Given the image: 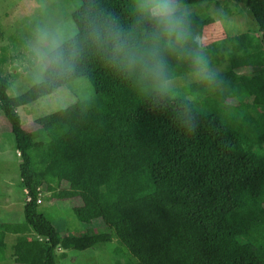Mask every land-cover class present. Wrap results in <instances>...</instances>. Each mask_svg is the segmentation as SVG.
<instances>
[{
    "label": "trees",
    "instance_id": "trees-1",
    "mask_svg": "<svg viewBox=\"0 0 264 264\" xmlns=\"http://www.w3.org/2000/svg\"><path fill=\"white\" fill-rule=\"evenodd\" d=\"M232 1L251 12L258 33L209 44L211 59L219 54L228 62L212 90L191 81L161 98L85 38L86 12L115 17L141 36L151 31L152 22L134 11L136 0H75L71 18L81 53L70 74L9 96L0 70V111L29 197L23 221L0 223V260L7 234H14L15 264H56L59 249L63 256L66 249L113 242L112 252L129 264H264V0ZM192 13L197 33L215 21ZM169 65L174 78L187 75L174 57ZM78 78L92 95L38 117L34 130L23 127L18 107ZM43 191L78 198L76 218L99 219L109 230L61 236L50 213L38 209Z\"/></svg>",
    "mask_w": 264,
    "mask_h": 264
},
{
    "label": "rangeland",
    "instance_id": "rangeland-1",
    "mask_svg": "<svg viewBox=\"0 0 264 264\" xmlns=\"http://www.w3.org/2000/svg\"><path fill=\"white\" fill-rule=\"evenodd\" d=\"M75 0H0V63L1 72L9 81V96H17L25 92L37 80L28 59V42L33 27L41 21L59 22L68 28L75 26L71 13L76 7ZM192 11L200 16L210 14L215 21L206 26L204 33L212 41L243 32L258 33L257 24L251 12L241 3L232 0H219L208 5L204 3L188 4ZM201 8V9H200ZM219 54L212 59L213 63L224 70L227 60ZM193 81L188 75L174 78L173 86ZM93 94L91 85L78 78L70 86H61L50 94L36 101L18 107L22 125L27 130L36 128V119L40 116L66 108L76 101L83 100ZM5 132V133H4ZM0 133L5 134V142H0V223H18L24 220L23 205L26 194L20 185L19 161L14 148V136L3 113H0ZM38 209L50 213L53 224L60 235L82 234L87 232H104L109 228L99 219L91 223L78 220L72 211L73 206L80 204L78 198L53 199L49 192L39 194ZM14 234H7L5 256L10 254V244ZM115 242L105 246L96 244L83 250L66 249L55 252L56 264H129L112 252ZM0 264H15L6 258Z\"/></svg>",
    "mask_w": 264,
    "mask_h": 264
},
{
    "label": "clouds",
    "instance_id": "clouds-1",
    "mask_svg": "<svg viewBox=\"0 0 264 264\" xmlns=\"http://www.w3.org/2000/svg\"><path fill=\"white\" fill-rule=\"evenodd\" d=\"M134 11L152 22L151 31L141 36L115 17L85 13V38L112 66L161 98L175 95L169 57L184 63L187 75L209 90L221 84L220 69L207 52L212 38L193 30L192 7L185 0H136ZM77 33L59 22L41 21L33 27L27 55L37 80L75 70L81 53Z\"/></svg>",
    "mask_w": 264,
    "mask_h": 264
},
{
    "label": "crops",
    "instance_id": "crops-1",
    "mask_svg": "<svg viewBox=\"0 0 264 264\" xmlns=\"http://www.w3.org/2000/svg\"><path fill=\"white\" fill-rule=\"evenodd\" d=\"M0 113H2V112L0 111ZM4 133H5V132H4ZM2 140H3V142H5V134H3V133L1 134V133H0V142H1ZM13 145H14V144H13ZM14 148H15V146H14ZM15 150H16V149H15ZM16 155L18 156V151H17V150H16ZM20 185H21V184H20ZM21 187H22V186H21ZM22 189H23V192L26 194L27 190H26L25 188H23V187H22ZM28 198H29V197H28L27 194H26V198H25L24 203L28 200ZM8 235H11V234H8ZM11 245H12V244H10V252H9L10 254H7V255L5 256V259L7 258L10 262H11V260L14 261V260H13V257L11 256V252H12ZM3 261H4V260H3Z\"/></svg>",
    "mask_w": 264,
    "mask_h": 264
},
{
    "label": "built area",
    "instance_id": "built-area-1",
    "mask_svg": "<svg viewBox=\"0 0 264 264\" xmlns=\"http://www.w3.org/2000/svg\"><path fill=\"white\" fill-rule=\"evenodd\" d=\"M40 201H41L40 198H38V199H37V202L39 203Z\"/></svg>",
    "mask_w": 264,
    "mask_h": 264
}]
</instances>
